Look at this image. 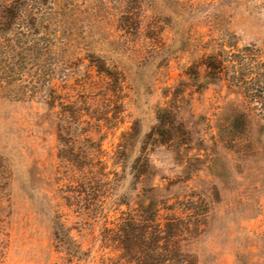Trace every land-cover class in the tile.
I'll return each instance as SVG.
<instances>
[{
	"label": "rangeland",
	"instance_id": "1",
	"mask_svg": "<svg viewBox=\"0 0 264 264\" xmlns=\"http://www.w3.org/2000/svg\"><path fill=\"white\" fill-rule=\"evenodd\" d=\"M22 9L32 31L19 21L12 36H30L25 55L7 59L11 44H0V264H114L103 228L148 205L151 187L208 206L204 232L184 246L199 264H264V107L202 66L230 45L264 50V0H19ZM179 93L189 134L146 144ZM67 144L84 166L63 158ZM142 155L149 182L132 174ZM82 179L107 190L100 214Z\"/></svg>",
	"mask_w": 264,
	"mask_h": 264
},
{
	"label": "trees",
	"instance_id": "2",
	"mask_svg": "<svg viewBox=\"0 0 264 264\" xmlns=\"http://www.w3.org/2000/svg\"><path fill=\"white\" fill-rule=\"evenodd\" d=\"M9 1L0 0V44L1 42L7 43L9 46L11 44L9 52H6L7 59H20L25 53L20 50L22 48L19 46L27 44L30 36L23 33L13 37L12 31L19 21L25 28H30L31 24L25 19L24 9L20 10L19 13L14 11L19 0H14L8 6L6 2ZM37 1L42 5L47 2V0ZM22 6L24 7L25 4ZM30 31H32L31 28ZM228 47L231 49L230 51L222 50L203 59L204 78L219 82L226 80L232 88L245 94L250 103H262L261 105L264 107V50L258 47H246L243 50L236 46L230 45ZM94 62L98 63L97 67L100 73H107L111 79L118 81L117 78L119 77L105 68V63L102 60L97 59ZM196 68L193 66L190 69V75L194 79H199L200 70ZM179 97L180 93L175 95L173 103L175 109L169 107L158 113L159 126L153 130L145 142L146 144H169L171 140H166L167 134L176 131L181 132L183 136L189 134L188 126L179 117L180 108L178 104L185 101L184 98ZM176 100H178V104H176ZM62 108L68 115H74L66 109V106H62ZM261 110L264 112L263 108ZM60 132L64 133L63 126L60 127ZM136 135L135 128L127 135L125 143L121 146L124 150H121V155L125 160H127L128 143ZM157 137L163 140L157 139ZM60 140L62 143H67L61 135ZM66 147L70 156L63 158L69 165L84 166L81 158H76L73 153L71 154L74 151V145L67 144ZM131 169L135 179L139 182L143 180L149 182L156 177L154 167L146 155L137 157L132 163ZM78 183L82 189L79 192L81 197L85 194V202L94 203L93 211L100 214L104 209L105 201L102 199L107 197V190L101 189L100 185L94 188L83 179ZM146 192H149L148 200L150 203L148 205L145 202L140 204L138 210L123 213L115 227L103 228V245L118 253L114 264H199L198 258L188 252L184 246L204 232L203 226L206 225L209 216L208 206L202 200L192 202L191 200L179 201L175 199L176 202H172L170 198L164 199L162 197L159 199L161 191L157 187H151ZM81 201L83 203V198L80 199V204ZM83 205L81 204L80 207ZM90 209L88 208L89 211ZM163 211H167V214L163 215Z\"/></svg>",
	"mask_w": 264,
	"mask_h": 264
}]
</instances>
